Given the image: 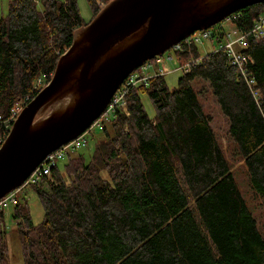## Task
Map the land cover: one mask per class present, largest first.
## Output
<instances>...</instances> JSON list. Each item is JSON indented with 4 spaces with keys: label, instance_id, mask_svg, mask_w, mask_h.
<instances>
[{
    "label": "trees",
    "instance_id": "1",
    "mask_svg": "<svg viewBox=\"0 0 264 264\" xmlns=\"http://www.w3.org/2000/svg\"><path fill=\"white\" fill-rule=\"evenodd\" d=\"M8 1L9 11L0 18L5 136L12 108L35 98L39 81H51L76 30L85 26L78 0ZM88 1L95 17L100 8ZM235 14L236 31L250 32L264 15V3ZM217 35L218 44L222 33ZM246 43L259 103L225 50L201 56L198 46L179 59L185 64L200 57L201 64L183 72L175 89L165 76L133 86L125 97L127 111L114 113L112 130L101 126L103 138L90 162L71 155L64 172L58 165L50 179L33 185L44 208L42 223L35 225L27 203L18 199L12 218L24 264H264V235L192 85H210L250 187L264 200V38ZM143 94L154 118L146 113ZM4 222L0 210V264H10Z\"/></svg>",
    "mask_w": 264,
    "mask_h": 264
},
{
    "label": "water",
    "instance_id": "2",
    "mask_svg": "<svg viewBox=\"0 0 264 264\" xmlns=\"http://www.w3.org/2000/svg\"><path fill=\"white\" fill-rule=\"evenodd\" d=\"M264 0H112L77 29L51 81L23 108L0 148V201L53 152L82 135L118 87L196 31Z\"/></svg>",
    "mask_w": 264,
    "mask_h": 264
},
{
    "label": "rangeland",
    "instance_id": "3",
    "mask_svg": "<svg viewBox=\"0 0 264 264\" xmlns=\"http://www.w3.org/2000/svg\"><path fill=\"white\" fill-rule=\"evenodd\" d=\"M79 5V11L82 15V20L85 25H87L89 22H91L94 19V12L92 10V7L89 4L88 0H78ZM9 11V1L8 0H0V18L7 15V12ZM221 26V28L224 29L227 33H230L232 35V38L235 39L239 37V33L236 28L235 22H229L227 20H224L220 24L214 26L213 30H218V28ZM197 32V31H196ZM227 42V40L223 41L222 44ZM219 44L217 42L211 43L210 41H204L203 44L198 45L199 51L201 56H205L209 53H212L215 51V49H218ZM168 56H175V53L173 50H170L167 52L164 56V60L168 58ZM176 57V56H175ZM161 67L168 72L165 76L167 86L169 89L173 90L178 85V80L180 77L183 76V72L181 71H174L176 68L180 67V64L178 63V60L175 59L174 62L167 63V61H164ZM136 72V71H135ZM195 90L199 92V98L200 102L203 104V108L205 110V113L211 118V126L215 132V136H217V139L219 143L221 144V148L225 152V156L227 158V162H229L232 175L235 176L237 184L244 195L245 199L247 200V203L249 207L251 208V211L256 218L258 222V226L264 235V200L259 199V197L253 192V190L250 187V182L248 178V174H246L247 170L244 165L243 159L237 154L234 144L231 142L229 136H228V121L223 115L222 111L219 109V105L216 103L214 99V95L212 92V89L210 85L207 82H200L196 81L192 83ZM141 100L143 102V105L145 107V110L147 111L148 115L151 118H154L156 115L155 109L153 104L151 103L148 95L143 94L141 95ZM107 119V120H105ZM105 120L102 124H106L107 129L111 131V124L112 121V115L109 114L103 118ZM86 136V146L82 149L78 150L75 154H71L72 156L77 155H83L87 162L91 161L92 155L94 153L95 147L98 144L99 140L103 138V131L102 128L99 126L92 127V132ZM67 164V159L64 161H61L59 163V168L62 172L65 171V165ZM104 177H106V174H103ZM45 187V185L43 186ZM37 189L35 186H28L24 189H20L17 192V198L20 199L22 202L25 201L28 205V209L30 211V216L32 218V222H34L35 225H38L42 223L41 221L44 218V208L39 196H37ZM14 205L12 207H9L5 210V228L7 230V240L9 245V262L10 264H24L23 255H22V249L20 240L18 236H16V223H14L12 215Z\"/></svg>",
    "mask_w": 264,
    "mask_h": 264
},
{
    "label": "built area",
    "instance_id": "4",
    "mask_svg": "<svg viewBox=\"0 0 264 264\" xmlns=\"http://www.w3.org/2000/svg\"><path fill=\"white\" fill-rule=\"evenodd\" d=\"M37 3L39 0H35ZM112 0H96L97 5L100 9H103L109 2ZM239 18L238 14H233L226 18L229 22H236V20ZM218 31H213V28L204 30V31H197L194 34H192L190 37L183 40L181 43L174 45V47L170 50H173L175 53V56H168L166 60H164V56L167 52L166 51L162 56H156L155 63H152L150 61H147L142 67H140L136 72L131 73L129 76V81L127 85L124 87L122 91H117L112 100H110V104L108 105L106 111L101 114V117L97 120L96 124L97 126L101 127L103 126V118L109 114L112 115V118L114 117V113L120 108L125 107L124 97L127 94V91L132 88V86L138 85L142 82H147L149 79V72L154 68L155 64H161L164 61H167V63L170 64V62H174L175 59L178 60V63L180 64L179 68H176L174 71H181L186 73H189V70L192 66L196 64H201L202 58H190L187 63L181 64L180 59L181 55H183L185 52H188L187 50L193 46H198L200 44H203L204 41H210L211 43L217 42L220 40V36L217 35L222 33V42L218 43L219 47L218 49H215V52H218L220 50H225L227 53V57L229 59L230 65L237 68L238 72L242 75V78L247 83L249 89L252 92V95L254 96V99L257 103L261 100V93L258 89L257 82H255V79L252 78L248 71V64L253 63V60L251 56H249L244 51L248 48L247 40L248 38H253L255 40H261L264 38V15L259 16L258 21L255 23L253 29H250V32H244L240 34L239 37L233 39L232 35L230 33H227L224 31L221 26ZM226 41L224 44L223 41ZM163 69H159L158 72H156L157 75H162ZM47 85V84H46ZM42 85L41 81L37 83L36 89L37 91L41 90L44 86ZM30 100V97H27L25 100L20 101L15 104V106L11 110V116L9 117V120L7 122H4L6 126V131L8 134L10 133V130L13 126V123L16 121L17 117L23 110V108L27 105L28 101ZM1 117V116H0ZM0 122H3L0 118ZM7 134V136H8ZM86 134L83 133L75 140L71 141L70 143L62 146L57 151L53 152L52 154H49L45 161L35 169V171L32 173V175L28 178L27 181L24 182V185L20 189H24L28 186L37 185L42 181L44 178H51L52 171L54 168H56L61 161L66 160L71 156V154H75L78 150L82 149L86 146L87 140H86ZM7 136L0 134V148L2 144L5 142ZM18 189V190H20ZM13 191L9 193L5 198H3L0 201V210L8 209L9 207H12V205L16 206L18 204V198H17V192Z\"/></svg>",
    "mask_w": 264,
    "mask_h": 264
},
{
    "label": "bare ground",
    "instance_id": "5",
    "mask_svg": "<svg viewBox=\"0 0 264 264\" xmlns=\"http://www.w3.org/2000/svg\"><path fill=\"white\" fill-rule=\"evenodd\" d=\"M156 59V57L155 58H153V59H150L149 61L150 62H152V63H155V60ZM163 63H161V64H155L154 65V68L149 72V79L147 80V82H142V83H140V84H143V83H148L152 78H155V77H162V76H166V74L168 73V72H166L162 67H161V65H162ZM159 69H163L164 71H163V73L164 74H162V75H157L156 74V72H158V70ZM128 81H129V77L123 82V84L120 86V87H118V90L117 91H122L123 89H124V87L127 85V83H128ZM139 85V84H138ZM138 85H135V86H138ZM132 88H133V86H132ZM130 90V89H129ZM129 90L127 91V94H128V92H129ZM126 94V95H127ZM126 95H125V97H126ZM125 97H124V100H125ZM123 100V101H124ZM125 102V107H120L119 109H123V110H125V112L127 111V102H126V100L124 101ZM96 122L97 121H95L84 133L86 134V135H88V134H90L91 132H92V127H95V126H97V124H96Z\"/></svg>",
    "mask_w": 264,
    "mask_h": 264
}]
</instances>
